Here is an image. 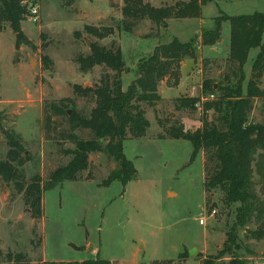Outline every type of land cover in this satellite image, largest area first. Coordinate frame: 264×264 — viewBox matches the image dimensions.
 I'll use <instances>...</instances> for the list:
<instances>
[{"label":"rangeland","instance_id":"1","mask_svg":"<svg viewBox=\"0 0 264 264\" xmlns=\"http://www.w3.org/2000/svg\"><path fill=\"white\" fill-rule=\"evenodd\" d=\"M146 1L160 7L182 0ZM22 5L26 19L21 22L25 38L21 44L11 24L0 21V158L6 159L10 149L8 135H15L29 156L21 167L26 184L37 175L44 183L56 168L70 162L72 154L65 151L75 143L67 138L69 133L82 139L93 137L87 129L71 131L68 117L55 114L50 107L70 97V110L74 107L91 116L96 97L77 92L75 86L96 88L104 77L116 75L105 65L81 70L77 59L89 55L94 43L121 48L124 90L138 77L140 62L157 46L174 39L183 43L195 39V45L182 62L188 81L176 88L164 80L159 89L162 100L154 105L142 103L150 127L145 137L124 142V154L138 171L125 188L119 180L101 185L119 165L106 152L92 153L89 168L79 173L80 180L43 191V213L34 218L25 193L0 177V247L5 254L23 252L31 264L97 257L114 264H202L224 249L234 229L237 244L233 253H226L218 264H227L233 254L246 264H264V236L252 234L259 223L252 219L246 226H238L239 204L227 205L220 189L206 187L207 154L203 151L191 162L189 140L158 138L165 133L159 119L167 126L183 124L190 131L200 128L205 117L215 120L214 110L203 109L213 99L204 95L203 83L210 80L217 89L238 79L236 67L228 61L230 23L222 22V39L215 45H203L201 35L213 29L224 14L264 13V0H219L203 8L202 23L172 18L160 24L126 18L125 0H75L69 5L64 0H28ZM32 6L38 8L36 22L31 17ZM87 26L112 27L114 33L100 39L87 32ZM258 52L253 49L245 65V91ZM260 86L264 88V76ZM185 97L199 99L196 110L178 108ZM46 113L51 115L48 128ZM250 121L264 123V99L255 100ZM254 181L264 201V185L256 166Z\"/></svg>","mask_w":264,"mask_h":264},{"label":"trees","instance_id":"2","mask_svg":"<svg viewBox=\"0 0 264 264\" xmlns=\"http://www.w3.org/2000/svg\"><path fill=\"white\" fill-rule=\"evenodd\" d=\"M25 1L28 0H0V21L11 24L18 44L25 39L21 31V22L26 19V9L22 5ZM64 1L69 5L75 0ZM216 1L219 0H182L175 5L157 7L146 0H125L123 14L129 19H148L156 24L172 18L196 19L201 18L205 5ZM223 21H228L231 27L228 61L236 67L234 74L238 75L237 81L215 89L214 82L205 80L204 95L214 97L203 104V109L205 112L214 110L217 114L215 120L205 117L200 128L190 131L183 124L167 126L159 119L165 133L158 138L189 140L193 145L191 162L204 151L207 154L205 165L208 171L206 187L220 189L227 205L238 203L237 225L246 226L255 219L259 227L252 234L261 238L264 236V201L257 192L254 173L256 166L260 182L264 185V123L251 122L250 113L255 100L264 99V88L260 86L264 76V13L222 15V18L216 19L213 29H206L202 33L203 45L212 46L222 39ZM86 30L100 39L114 33L112 27L87 26ZM194 45L195 39L185 43L174 39L168 44L157 46L149 58L140 62L138 77L128 85L127 90L123 89L120 76L125 70L120 47L113 45L107 48L94 43L89 55L78 57L83 72H88L97 65H105L116 71V75L112 79L104 77L96 88L84 90L82 86H75L77 92L92 93L96 97L97 104L90 117L80 114L74 107L69 113L67 103L73 104L70 97L52 103L50 108L55 114L68 117L71 131L87 129L93 137L82 139L75 133H69L67 138L75 143V147L65 152L72 154V158L68 164L56 168L44 183L39 175L29 184L24 182L21 167L29 156L23 143L15 135H8L10 149L6 159L0 158V177L7 183H15L18 191L25 193L26 203L34 218L42 216L43 191L51 190L65 181L80 180L79 173L89 168L92 153L106 152L119 165L101 185L109 186L113 181L119 180L125 188L136 178L138 171L133 161L124 154V142L129 138L140 139L147 135L150 121L142 103L154 105L162 100L159 86L164 80L172 87L180 84L182 62L188 54L194 52ZM253 49H259V52L252 64V76L245 91V65ZM44 62H49L47 57H44ZM218 92L220 94L216 96ZM180 102L178 108L194 111L199 99L185 97ZM50 121L51 115L46 113L47 128ZM210 163H213L212 169ZM235 232L234 229L230 232L223 250L217 255L206 257L202 264H218V260L226 253H233V247L237 244ZM4 262L31 264L23 252L10 251L5 254L0 247V264ZM36 264L114 263L97 257L84 261H40ZM227 264H246V261L233 254Z\"/></svg>","mask_w":264,"mask_h":264},{"label":"built area","instance_id":"3","mask_svg":"<svg viewBox=\"0 0 264 264\" xmlns=\"http://www.w3.org/2000/svg\"><path fill=\"white\" fill-rule=\"evenodd\" d=\"M30 12H31V17H32V20L34 22H36L38 20V8L36 6H32L30 8ZM211 97L213 98L214 96L211 95ZM216 214V211H212V215H215ZM200 223L201 224H204L205 223V220L204 219H200ZM258 264V263H257Z\"/></svg>","mask_w":264,"mask_h":264},{"label":"crops","instance_id":"4","mask_svg":"<svg viewBox=\"0 0 264 264\" xmlns=\"http://www.w3.org/2000/svg\"><path fill=\"white\" fill-rule=\"evenodd\" d=\"M149 2H151V1H149ZM204 7H206V5ZM196 19L199 20V23H202L203 22V10H202V16H201V18H196ZM230 35H231V32H230ZM229 46H230V42H229ZM181 71L183 73H182V77H181V80H180L179 88H181L183 86V84H185L188 81V79H186V75L184 74V65L182 66ZM163 82H161V83H163ZM176 88H177V86H176ZM159 89H160V86H159Z\"/></svg>","mask_w":264,"mask_h":264},{"label":"water","instance_id":"5","mask_svg":"<svg viewBox=\"0 0 264 264\" xmlns=\"http://www.w3.org/2000/svg\"><path fill=\"white\" fill-rule=\"evenodd\" d=\"M69 113H71V110H68Z\"/></svg>","mask_w":264,"mask_h":264}]
</instances>
